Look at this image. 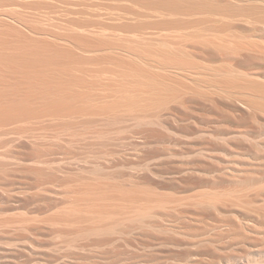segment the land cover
I'll use <instances>...</instances> for the list:
<instances>
[{
	"label": "bare ground",
	"instance_id": "bare-ground-1",
	"mask_svg": "<svg viewBox=\"0 0 264 264\" xmlns=\"http://www.w3.org/2000/svg\"><path fill=\"white\" fill-rule=\"evenodd\" d=\"M0 264H264V0H0Z\"/></svg>",
	"mask_w": 264,
	"mask_h": 264
},
{
	"label": "rangeland",
	"instance_id": "rangeland-1",
	"mask_svg": "<svg viewBox=\"0 0 264 264\" xmlns=\"http://www.w3.org/2000/svg\"><path fill=\"white\" fill-rule=\"evenodd\" d=\"M4 5H5V6H4ZM4 5H3V6L1 5V6H2L1 8H8V9H9V8H10V9L12 8V6H7L6 4H4Z\"/></svg>",
	"mask_w": 264,
	"mask_h": 264
}]
</instances>
